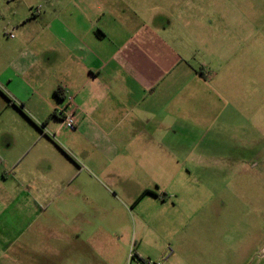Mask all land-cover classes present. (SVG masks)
Masks as SVG:
<instances>
[{"label":"crops","instance_id":"1","mask_svg":"<svg viewBox=\"0 0 264 264\" xmlns=\"http://www.w3.org/2000/svg\"><path fill=\"white\" fill-rule=\"evenodd\" d=\"M212 8L44 0L17 21L12 46L0 45V264L133 260L114 204L129 214L145 199L162 211L175 204L143 187L130 206L101 180L116 185L130 178L125 168L144 167L155 182L197 148L207 132L201 110L215 95L210 64L195 63L212 45L205 18L221 19Z\"/></svg>","mask_w":264,"mask_h":264},{"label":"rangeland","instance_id":"2","mask_svg":"<svg viewBox=\"0 0 264 264\" xmlns=\"http://www.w3.org/2000/svg\"><path fill=\"white\" fill-rule=\"evenodd\" d=\"M208 3L221 10V19L205 18L212 25V45L204 58L195 56V63L210 64L213 80V100L199 108L207 132L197 136V148L179 167L165 168L155 182H147L144 167L123 168L130 178L116 185L101 180L119 200H131L130 206L143 187L166 192L175 204L162 211L145 199L131 214L119 212L118 201L114 204L126 226L122 239L132 244L126 253L136 255L116 264H140L139 258L162 264H264V0ZM43 4L0 0V45L10 48L18 37L17 21ZM197 4L204 6L205 0ZM221 25L226 35L222 55Z\"/></svg>","mask_w":264,"mask_h":264},{"label":"built area","instance_id":"3","mask_svg":"<svg viewBox=\"0 0 264 264\" xmlns=\"http://www.w3.org/2000/svg\"><path fill=\"white\" fill-rule=\"evenodd\" d=\"M38 9H36L33 12H37ZM57 116L61 118L62 123L67 127V128H72L75 125L74 118L72 116V113L66 112L64 109H59L57 111ZM140 264H162L161 261H154L152 259L146 258V259H141Z\"/></svg>","mask_w":264,"mask_h":264},{"label":"trees","instance_id":"4","mask_svg":"<svg viewBox=\"0 0 264 264\" xmlns=\"http://www.w3.org/2000/svg\"><path fill=\"white\" fill-rule=\"evenodd\" d=\"M141 261V260H140Z\"/></svg>","mask_w":264,"mask_h":264}]
</instances>
